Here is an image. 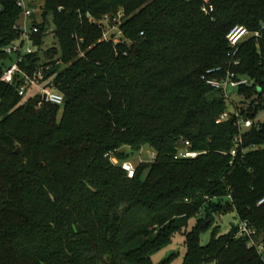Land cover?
Returning <instances> with one entry per match:
<instances>
[{
	"label": "trees",
	"instance_id": "obj_1",
	"mask_svg": "<svg viewBox=\"0 0 264 264\" xmlns=\"http://www.w3.org/2000/svg\"><path fill=\"white\" fill-rule=\"evenodd\" d=\"M2 4L0 264H153L178 232L187 235L184 264H264V36L244 40L233 58L227 40L236 27L264 28V0H210L209 15L201 0H31L40 32L22 69L45 68L42 83L63 107L24 102L2 81L22 21L16 1ZM121 12L123 39L105 40L93 21ZM50 17L58 48L44 51ZM234 60L250 81L237 104L201 79ZM236 112L254 125L246 155L232 158ZM225 113L232 118L217 124ZM184 142L196 159H175ZM143 149L156 158L129 179L121 164ZM229 211L240 223L228 235L216 228L203 246L212 214ZM243 222L252 239L238 236Z\"/></svg>",
	"mask_w": 264,
	"mask_h": 264
},
{
	"label": "built area",
	"instance_id": "obj_2",
	"mask_svg": "<svg viewBox=\"0 0 264 264\" xmlns=\"http://www.w3.org/2000/svg\"><path fill=\"white\" fill-rule=\"evenodd\" d=\"M17 6L22 10V21L14 27L20 35V39L13 45L6 48V53L13 58L11 64L5 69L2 76V81L11 87H16L18 94L21 98L25 99L30 92H35L34 97L39 98L40 106L43 104H50L54 106L63 107L65 104V98L60 94L55 88L47 83H42L45 75V68H40L36 71L28 72L22 69V65L25 63L28 56L33 55L36 52L34 45V37L39 34L40 29L34 24V17L37 11L31 5V0H14ZM204 5L202 8L205 15H209V3L210 0H201ZM3 0H0V14L3 11ZM123 13L121 12L116 18L111 19L109 16H105L101 21H93L97 23L104 30V39L111 40L114 39L115 43H119L121 40L116 35L109 36L111 30L108 27H113L112 29H117L118 26L122 24ZM119 26V27H120ZM120 29V28H119ZM121 32V30H120ZM122 33V32H121ZM264 36V28L260 31L251 33L245 27L234 28L229 35L227 40L231 49L230 56L236 57L239 51L240 45L249 37H253L257 40L262 39ZM240 66V61H232L229 67H217L208 70L203 76L202 81L206 82L208 86L212 87L218 91L223 98L227 99L231 103L233 101V95L242 87H246L250 84V81L245 78L239 77L234 73L232 67ZM236 117L238 118V130L239 134L234 140V146L231 151V157L237 158L238 156L246 155L247 150L244 149V131L253 127L254 122L249 119H244L236 112ZM232 115L229 113L223 114L217 121V124H221L229 121ZM192 145L190 142H184V147L179 150L178 154L175 156L176 160H186V159H196L200 153L191 151ZM155 155H151V161L155 160ZM116 165H120L119 161L113 160ZM122 169L127 173L129 179H133L136 175L137 168L132 162H124L121 164ZM264 204V199L259 203ZM255 232L251 229V226L247 222L241 223L238 236L240 238H250L252 239ZM254 245V242H251ZM260 250L262 248L260 247Z\"/></svg>",
	"mask_w": 264,
	"mask_h": 264
},
{
	"label": "rangeland",
	"instance_id": "obj_3",
	"mask_svg": "<svg viewBox=\"0 0 264 264\" xmlns=\"http://www.w3.org/2000/svg\"><path fill=\"white\" fill-rule=\"evenodd\" d=\"M44 3H40L39 6H43ZM50 31L45 38L44 42V51H49L54 48H58V43L56 38L54 37L55 26L53 22V18L50 17ZM120 26V25H119ZM117 29H112L113 27L109 26L108 30H111L109 36L116 35L120 40L123 39V35L120 32V27ZM236 94V92H235ZM233 95V101L237 104L240 102V98L236 95ZM35 92H30L28 96L24 99V102H27L30 98H34ZM258 122H264V115H260ZM153 152L150 149H143L141 152H132L129 150V161L132 162L136 167H139L144 163H151V155ZM146 176H144L145 178ZM228 200H225V203ZM198 217H192L189 221V226L187 228V232H191L194 230L197 225ZM211 219L214 220L213 225L203 230L199 233L200 241L203 246L210 244L212 241L213 233L216 228H218V233L220 235H228L232 229L237 226L240 221L238 219V215L235 211H229L221 214H212ZM187 235L186 232H178L174 235L171 242L164 246L161 250L155 252L152 255L153 264H184L186 260V255L188 251V247L186 244Z\"/></svg>",
	"mask_w": 264,
	"mask_h": 264
},
{
	"label": "water",
	"instance_id": "obj_4",
	"mask_svg": "<svg viewBox=\"0 0 264 264\" xmlns=\"http://www.w3.org/2000/svg\"><path fill=\"white\" fill-rule=\"evenodd\" d=\"M126 153H127V149H123V150H121V152H120L121 155H125Z\"/></svg>",
	"mask_w": 264,
	"mask_h": 264
}]
</instances>
